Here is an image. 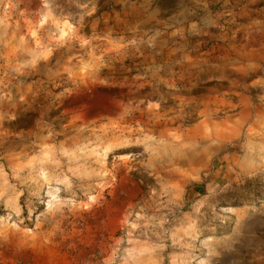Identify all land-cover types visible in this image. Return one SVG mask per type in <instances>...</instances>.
Masks as SVG:
<instances>
[{
    "label": "rangeland",
    "instance_id": "obj_1",
    "mask_svg": "<svg viewBox=\"0 0 264 264\" xmlns=\"http://www.w3.org/2000/svg\"><path fill=\"white\" fill-rule=\"evenodd\" d=\"M119 11L110 0H0V264L6 251L29 263L8 242L28 230L40 252L74 264H258L264 86L249 88L241 132L208 121L224 113L181 76L184 57L155 77L140 62L161 54L137 36L118 41L132 35ZM245 180L249 199L220 206Z\"/></svg>",
    "mask_w": 264,
    "mask_h": 264
},
{
    "label": "crops",
    "instance_id": "obj_2",
    "mask_svg": "<svg viewBox=\"0 0 264 264\" xmlns=\"http://www.w3.org/2000/svg\"><path fill=\"white\" fill-rule=\"evenodd\" d=\"M110 2L119 7L116 15L122 32L132 34L119 35L118 41L127 43L137 36L138 42L161 54L140 64L159 77L168 70L170 74V63L184 57L181 76L197 77L199 88L205 90L202 96L224 113L210 116L208 121L230 124L238 133L242 131L250 116L249 88L264 86V5L255 6V0H173L171 5L161 0ZM136 11L140 18L133 20ZM105 40L99 42L101 47L109 46L111 41ZM189 48L199 52L188 56ZM222 135L221 140H230L227 134ZM32 234L28 230L8 237L12 249L29 251L26 264H74L50 246L43 245L44 252H40L42 247L30 241ZM12 252L6 251L1 264H16Z\"/></svg>",
    "mask_w": 264,
    "mask_h": 264
},
{
    "label": "trees",
    "instance_id": "obj_3",
    "mask_svg": "<svg viewBox=\"0 0 264 264\" xmlns=\"http://www.w3.org/2000/svg\"><path fill=\"white\" fill-rule=\"evenodd\" d=\"M17 123V121L13 122L12 124H15ZM133 177L136 179V180H141L142 177H140L136 172L135 173H132ZM254 180H257V178L253 179ZM252 180H245L243 182V184H239V185H236L235 188V192L232 193V192H227L225 194H222L219 199H220V206H224V207H239V206H242L244 201H247L248 196H246L247 194H250L252 193L251 191L253 190L252 189ZM192 188L194 189V191L200 195H205L206 194V189H205V186L204 184H192ZM260 189L262 188H259V190L256 192V194H253L254 197H256L255 199H260L259 197H261V193H264V186H263V192L260 191ZM239 190H243L244 192L242 193H238ZM237 192V193H236Z\"/></svg>",
    "mask_w": 264,
    "mask_h": 264
},
{
    "label": "built area",
    "instance_id": "obj_4",
    "mask_svg": "<svg viewBox=\"0 0 264 264\" xmlns=\"http://www.w3.org/2000/svg\"><path fill=\"white\" fill-rule=\"evenodd\" d=\"M225 22V20H224ZM224 26L226 24H223ZM223 30V28H221ZM256 260L258 262V264H264V251L260 252L257 256H256Z\"/></svg>",
    "mask_w": 264,
    "mask_h": 264
}]
</instances>
